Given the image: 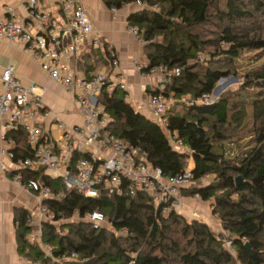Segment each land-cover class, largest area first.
I'll return each instance as SVG.
<instances>
[{"label":"trees","instance_id":"trees-1","mask_svg":"<svg viewBox=\"0 0 264 264\" xmlns=\"http://www.w3.org/2000/svg\"><path fill=\"white\" fill-rule=\"evenodd\" d=\"M133 1L104 3L117 9ZM143 1L156 9L139 8L127 16V23L140 30L147 64L180 69L165 84V92L178 100L166 109L165 125H160L137 111L127 92L104 88L99 103L109 116L106 127L137 147L138 155L166 176L181 173L191 159L195 185L182 194L203 201L213 197L211 212L221 231L175 210L163 212L146 191L134 195L101 191L86 198L66 189L61 178L49 176L43 166H18L8 176L19 173L23 180L49 187L53 196L42 203L61 222L43 221L39 241L31 240V214L15 208L17 252L39 264H264V62L244 72L247 86L227 90L209 104H185L212 93L221 77L232 73L226 64L244 50L264 48V0ZM203 52L224 63L197 60ZM74 62L86 77L102 66L113 67L105 43L88 45ZM6 136L13 141L14 160L33 156L23 127L8 130ZM170 138L185 149H174ZM242 138L247 140L240 147L236 142ZM77 157L74 154L73 159ZM208 174L213 180L202 182ZM216 197L222 199L216 203ZM94 210L102 212L111 226L70 220ZM118 230L126 233L117 234ZM224 233L233 253L224 246Z\"/></svg>","mask_w":264,"mask_h":264},{"label":"built area","instance_id":"built-area-1","mask_svg":"<svg viewBox=\"0 0 264 264\" xmlns=\"http://www.w3.org/2000/svg\"><path fill=\"white\" fill-rule=\"evenodd\" d=\"M25 1L31 16L40 22V30L34 31L14 17L4 16L0 18V38L24 45L25 51L39 61L41 70L72 96L80 112L81 122L69 126L57 118L45 106L41 97L34 93L32 87L21 84L13 66L7 65L1 72L4 90L0 94V119L7 120V129L20 126L27 131L33 156L14 160L10 149L2 148V153L14 165L43 166L46 174L61 178L66 189H75L86 198L97 197L101 191L116 195H134L138 191H146L163 212L180 209L184 198L182 196H185L181 192L192 183L191 169L186 168L179 174L166 176L160 167L153 166L143 156H139L137 147L115 136L106 127L109 116L102 110L99 96L104 88L119 87L126 92V83L121 73H118V79L108 78L103 71L86 77L78 72L77 66L72 62L87 49L88 36L92 32L91 21L82 3L79 0H65L62 8L66 21L56 22L38 10L40 0ZM134 4L139 8L156 9V5L148 7L143 0H135ZM6 11L11 14L12 10L7 8ZM127 31L139 43H144L136 25H128ZM89 44L98 47V38H93ZM109 54L113 67H117L115 53L109 51ZM206 56L199 53L197 60L204 61ZM134 64L152 86L146 100L152 120L165 125L163 115L166 109L178 100L173 93L165 92V84L172 75H178L180 69H170L164 64L147 67L142 63ZM216 98L217 94L213 91L185 100V104H209ZM51 115V123L62 132L57 139H53L41 128L43 118ZM2 140H7L5 134L2 135ZM170 144L174 149H185L180 141L172 138ZM74 154H78L76 159H73ZM4 167L0 163V169ZM206 176L201 181L205 182ZM12 180L25 186L39 200L35 213L39 224L36 233L38 238L41 236L42 221L55 224L61 222L55 220L53 212L42 203L53 196L49 187L42 186L33 179L23 180L19 173ZM55 196L59 197V194ZM70 220L86 221L94 227L111 226L98 210L87 212L81 217L73 215ZM116 233L125 234L126 230H118ZM44 249L49 254V248Z\"/></svg>","mask_w":264,"mask_h":264},{"label":"crops","instance_id":"crops-1","mask_svg":"<svg viewBox=\"0 0 264 264\" xmlns=\"http://www.w3.org/2000/svg\"><path fill=\"white\" fill-rule=\"evenodd\" d=\"M64 1L40 0L37 7L40 12L46 13L50 20L65 22L66 15L62 8ZM79 1L86 9L92 24V32L88 36L87 47L90 45L89 42L97 37L99 46L105 43L109 51L115 53L118 60L117 67L110 69L108 66H102L98 71H103L110 79H118L117 75L121 73L126 83L128 98L130 96L134 98L135 109L152 119L146 105L147 93L149 92L146 88L152 90V86L149 79L142 75L134 63H142L146 67L149 64H147L146 56L143 53V44L139 43L127 31L129 25L127 16L139 7L133 1L113 10L104 3V0ZM7 8H11V14L6 11ZM4 16H12L34 31H39L41 28L40 22L31 16L25 0H0V18ZM72 62L75 64L74 61ZM7 65L13 66L21 84L32 87L34 93L41 97L45 106L57 118L69 126L81 122L80 112L72 96L41 70L39 61L25 51L24 45L20 42L0 38V94L4 90L1 72ZM78 72L83 75V72L79 70ZM52 118V115L43 118L41 128L53 139H57L62 132L51 123ZM6 121L4 118L0 119V163L5 166L0 169V264H39L27 260L17 252L14 209L22 207L28 210L31 214L29 225L32 227L29 237L31 240L39 241L36 234L39 224L35 214L39 200L25 186L14 182L8 176V173L16 169L18 165H14L8 156L2 153V148L10 149L13 144L12 139L6 136L7 131L11 130L5 127ZM3 134L10 141L2 140Z\"/></svg>","mask_w":264,"mask_h":264},{"label":"rangeland","instance_id":"rangeland-1","mask_svg":"<svg viewBox=\"0 0 264 264\" xmlns=\"http://www.w3.org/2000/svg\"><path fill=\"white\" fill-rule=\"evenodd\" d=\"M203 54H206V59L202 62H210V63H216L219 64L222 61L218 58L217 55H209L205 52ZM264 62V48L262 49H246L244 50L241 55L234 58V61L232 63L226 64L227 68L232 71L231 74L227 76L221 77V79L217 82L215 89L217 88L219 90L218 95L224 94L227 92V90H235L238 89L241 86H247L248 83L243 81V74L246 70L250 68H255L256 66H260ZM224 63V62H222ZM214 89V91H215ZM252 90V88H250ZM128 102L132 104V106H135V101L132 96H130L128 99ZM247 138H242V141H237L236 145H243L246 142ZM236 145H229L235 147ZM242 149V148H241ZM237 149L234 148V152H236ZM192 160H188L187 167L186 168H192ZM214 176L212 174H208L205 177V183H209L213 180ZM203 182V181H202ZM195 185V181H193L190 186ZM182 194V192H181ZM183 202L180 209H177L176 212L180 215L184 216L186 219H199L204 222H206L214 232L219 233L221 231L220 222L217 219V217L211 212V203H213V197L207 201L201 200L200 198H197L195 196H182ZM226 233H224V246L230 250V252L233 253V251L230 248L229 241H227Z\"/></svg>","mask_w":264,"mask_h":264},{"label":"water","instance_id":"water-1","mask_svg":"<svg viewBox=\"0 0 264 264\" xmlns=\"http://www.w3.org/2000/svg\"><path fill=\"white\" fill-rule=\"evenodd\" d=\"M215 93L216 94H218L219 93V90L216 88L215 89ZM241 181V178L240 177H237V179H236V183H239ZM220 199H222L221 197H216V198H214V201L217 203Z\"/></svg>","mask_w":264,"mask_h":264}]
</instances>
